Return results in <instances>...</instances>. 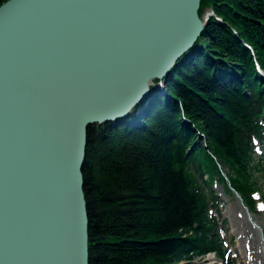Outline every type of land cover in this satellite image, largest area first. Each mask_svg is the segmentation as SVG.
I'll return each mask as SVG.
<instances>
[{
    "label": "water",
    "instance_id": "water-1",
    "mask_svg": "<svg viewBox=\"0 0 264 264\" xmlns=\"http://www.w3.org/2000/svg\"><path fill=\"white\" fill-rule=\"evenodd\" d=\"M200 6L0 4V264H90L89 126L116 125L155 93L205 30Z\"/></svg>",
    "mask_w": 264,
    "mask_h": 264
},
{
    "label": "trees",
    "instance_id": "trees-1",
    "mask_svg": "<svg viewBox=\"0 0 264 264\" xmlns=\"http://www.w3.org/2000/svg\"><path fill=\"white\" fill-rule=\"evenodd\" d=\"M206 8L207 27L167 80L174 99L155 98L136 124L128 119L138 113L89 126L90 264H177L209 251L237 264L210 208L220 210L214 185L233 195L231 182L257 210L264 0H201L199 13ZM204 135L208 146L195 142Z\"/></svg>",
    "mask_w": 264,
    "mask_h": 264
},
{
    "label": "rangeland",
    "instance_id": "rangeland-1",
    "mask_svg": "<svg viewBox=\"0 0 264 264\" xmlns=\"http://www.w3.org/2000/svg\"><path fill=\"white\" fill-rule=\"evenodd\" d=\"M208 11H209V8H206L205 9L206 16L209 15ZM209 19H210V17H209ZM209 19H208L207 24L209 23ZM207 24H206V27H207ZM192 50H194V48ZM219 73L222 74V72L220 70H219ZM171 75L172 74H170L169 77ZM245 92L249 93L250 90L246 88ZM164 95L167 96V98L165 97V100H164L167 104H169L170 101L174 99L172 97V95H169V92L165 91L163 93V96ZM159 102H161V101H159ZM153 103H156V102H152V104H150L149 107H151V105H153ZM263 138H264V136H263ZM196 141H198L199 143H204V145L206 144V146H208V144L206 142L207 140H206L205 135L203 137H197L195 139V142ZM262 141H257V149H258L257 159L261 158L262 165L254 170V179L257 181L258 186H260V189H259L260 195H258L259 196L258 200H260L258 202L259 207L262 204H264V142L261 143ZM222 185L223 184H217V185L215 184L214 185V188L217 190V192L219 194V198L222 201L219 204L220 210L218 209L217 206L214 207L212 210H213V213L219 218V225H220L219 226V232H220L222 237L226 238L227 243H229V246L232 248V250L238 256V260H237L238 263L239 264H247V262H248L247 258L245 256V254L241 253V248L239 246V240H240L239 233H240V231H242L241 234L243 233V235H242L243 239L246 240L247 244L252 246V248H251L252 250H255V248H253V246L255 247V244L257 242L256 241L257 237H255V235H254L255 230L252 228L250 222L248 221V219L246 217V213L244 211V207L242 206L240 199L235 194L234 195L226 194L225 191L223 190ZM259 210L260 211L253 212V218L256 219V221L259 224H261V226L264 229V208H261ZM225 218H227V221L223 222L222 220ZM223 225H225V226H223ZM231 238H232V242H231ZM208 255H210V254L196 258L192 262L181 261L180 264H207L210 262ZM260 260H261L260 257L257 256L254 260V264H261L262 261H260Z\"/></svg>",
    "mask_w": 264,
    "mask_h": 264
},
{
    "label": "bare ground",
    "instance_id": "bare-ground-1",
    "mask_svg": "<svg viewBox=\"0 0 264 264\" xmlns=\"http://www.w3.org/2000/svg\"><path fill=\"white\" fill-rule=\"evenodd\" d=\"M169 79V76L167 78H163L162 80L159 81V87L157 88H154L155 89V93L153 92L152 94H150L147 99L144 101H142L140 103V106L139 107H136L135 110L129 114V116H133L135 113H139L138 112V108H139V111L142 112V111H146L149 110V106L150 104H152V102H154V99L155 98H160L163 96V93L167 91V88H166V85H167V80ZM162 88H164V92L162 90ZM170 95V94H169ZM166 98L167 96L164 95ZM136 115H140V114H136ZM128 118V117H127ZM126 120L123 119L122 122H124ZM241 201V200H240ZM242 202V201H241ZM242 206H243V203H242ZM244 211L246 213V208L244 207ZM246 217L248 219V221L250 222L252 228L255 230L254 231V235L255 237H257L256 239V244H255V247L253 246V248H255V250H252V246L247 244L246 243V240L243 239V233L241 234L242 231H240L239 233V246L241 248V253L245 254L246 258H247V264H254V260L257 256L260 257V261L261 264H264V229L263 227L261 226V224L259 225H256V224H253L251 222V220H249L248 218V215L246 213ZM242 242V243H241ZM209 259H210V262L207 263V264H221V262L219 261V259L216 257L215 253H211L210 255H208Z\"/></svg>",
    "mask_w": 264,
    "mask_h": 264
}]
</instances>
